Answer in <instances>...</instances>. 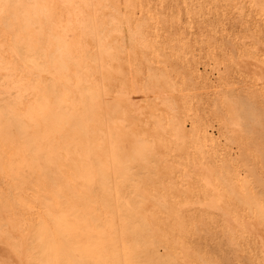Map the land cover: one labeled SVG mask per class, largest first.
<instances>
[{"label": "bare ground", "instance_id": "6f19581e", "mask_svg": "<svg viewBox=\"0 0 264 264\" xmlns=\"http://www.w3.org/2000/svg\"><path fill=\"white\" fill-rule=\"evenodd\" d=\"M0 264H264V0H0Z\"/></svg>", "mask_w": 264, "mask_h": 264}]
</instances>
